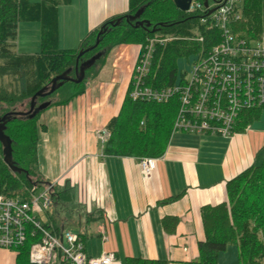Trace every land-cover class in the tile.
<instances>
[{"label": "trees", "instance_id": "trees-1", "mask_svg": "<svg viewBox=\"0 0 264 264\" xmlns=\"http://www.w3.org/2000/svg\"><path fill=\"white\" fill-rule=\"evenodd\" d=\"M202 4L206 0H196ZM211 4L213 0H208ZM71 0H0V80L11 78L13 90L8 93L0 82V101L5 102V113L17 111V104L30 108L32 96L45 86L50 87L55 76L70 70L76 78V66L95 57L85 67L80 82L65 81L55 92L39 96L36 108L43 102L67 105L82 95L88 83L97 77L107 65L111 53L122 44L133 42L144 48L154 39V51L146 84L153 88H165L177 84L178 65L181 57L204 56L220 39V30L211 20L209 10L197 12L180 10L174 0H129L125 13L112 16L90 31L77 48L63 49L59 45L58 10ZM205 6V5H204ZM144 8L136 20L127 17ZM240 18L231 27L249 40L264 38V0H241L237 5ZM206 17V22L201 18ZM121 18L119 23L117 19ZM143 22L136 25V21ZM41 23V49L35 53H22L17 48L20 22ZM100 31H103L100 35ZM99 38V43L95 42ZM202 38V39H199ZM91 48V49H89ZM85 51L80 55L81 51ZM183 80V79H182ZM130 81L119 113L108 123L110 138L104 143L103 152L108 155L142 157L162 156L170 142L173 124L178 112L177 99L158 102L133 99ZM58 96L57 100H53ZM29 99V100H28ZM27 100V102H25ZM25 107V108H26ZM12 115L6 123L5 133L12 139V163L19 170H12L3 160L0 141V193L6 196L29 199L42 184L53 185L52 205L69 195L68 190L56 192V184L44 179L38 169L37 144L41 113ZM264 106L248 110L240 115L237 131H244L260 117ZM25 111V109H22ZM227 198L217 205L202 207L205 238L199 241V257L183 264H220L218 256L231 243L237 245L240 264H264V158L251 165L226 183ZM66 202V201H65ZM178 222L174 216L165 217L163 224L173 228ZM53 233L60 234L59 227L44 221ZM37 236V235H36ZM35 236V237H36ZM84 241V234H78ZM35 237L29 235L25 244L17 246L14 264H32L29 251ZM126 264H170L166 259L127 257ZM59 264H68L62 260Z\"/></svg>", "mask_w": 264, "mask_h": 264}, {"label": "crops", "instance_id": "crops-1", "mask_svg": "<svg viewBox=\"0 0 264 264\" xmlns=\"http://www.w3.org/2000/svg\"><path fill=\"white\" fill-rule=\"evenodd\" d=\"M128 9L129 0H71L61 5L60 47L77 48L103 21ZM24 23L41 36L40 22ZM118 47L119 61L108 62L82 95L47 108L39 117V126L45 127L37 144L39 172L56 184L57 193L69 194H62V202H55L41 219L61 232L84 234V249L91 257L114 253L112 264H126L127 257L166 259L170 264L196 260L199 241L205 238L202 207L226 200L227 181L257 164L259 145L252 139L251 124L229 137L202 133L175 138L193 134L174 132L165 153L154 158L150 174L143 172L138 157L104 154L100 132L121 109L141 49ZM216 136L229 140L222 157L216 154L219 141H210L220 140ZM169 216L178 218L173 228L163 224Z\"/></svg>", "mask_w": 264, "mask_h": 264}, {"label": "built area", "instance_id": "built-area-1", "mask_svg": "<svg viewBox=\"0 0 264 264\" xmlns=\"http://www.w3.org/2000/svg\"><path fill=\"white\" fill-rule=\"evenodd\" d=\"M240 1L213 0L206 7L192 0L188 12L214 9L210 18L220 30V39L204 56L195 60L192 70L179 84L165 88L147 85L145 80L151 66L154 39L140 49L132 72L130 95L133 99L158 102L176 98L179 106L173 133L229 137L237 132L241 113L264 106L263 39H246L231 27L233 21L240 18L236 9ZM201 20L206 22L207 18ZM110 136L108 129L100 132L103 143ZM139 162L145 174L155 168L152 157H142ZM52 188V184L46 185L27 200L0 193V247L15 249L25 244L29 235H37L29 251L32 264H59L62 260L68 264H112L114 253L91 257L77 233L64 229L56 234L45 226L40 215L52 206Z\"/></svg>", "mask_w": 264, "mask_h": 264}, {"label": "rangeland", "instance_id": "rangeland-1", "mask_svg": "<svg viewBox=\"0 0 264 264\" xmlns=\"http://www.w3.org/2000/svg\"><path fill=\"white\" fill-rule=\"evenodd\" d=\"M21 24L22 25H21L20 31L18 33V38L16 41L17 42L16 49L19 52H22V51L33 52L36 50H40L41 49V42H40L41 36H40V32L38 31V29L36 30L34 27H31V25H29L30 23L22 22ZM23 24H28V25H23ZM263 42H264V38H263ZM128 44L137 45V44H134L133 42L128 43ZM118 48H115L113 50L108 62L112 63L113 61L115 62L117 59L119 61L120 56L122 54L121 53L122 50H119ZM197 58H198V55H191L189 57H181L178 59L177 61V65H178L177 83H181L183 77L188 75L186 73H190V71L192 70L193 64ZM119 80H121V77H119ZM0 82H2L4 86H6L8 93L12 92L13 85H12L11 78H4L0 80ZM58 98H59L58 96H54L53 100H57ZM25 102H27V100ZM6 105L7 104L5 102L0 101V113L5 112ZM25 107L26 105H21L18 103L17 111L24 112L22 111V109H25V111H27L28 109L27 107L26 108ZM252 131H253V133L251 134L252 139L254 140V142L258 143L259 145L258 149L260 151V154L258 156L259 161L257 162V165H259L264 158V146L262 147V144L264 145V109L261 111L260 117L251 124V132ZM192 134L193 135H188V134L184 135V134L179 133L176 135L175 138L180 137V136L200 137L199 135H196L198 133H192ZM216 137H219V136H216ZM219 138L220 140H210V141H214V142L219 141L217 142L218 145H215V147L221 150H219L216 154L219 155L218 157H222L225 155V151H226V148L228 147L229 140H226L223 137H219ZM215 147L213 149H215ZM261 147L262 149H260ZM206 148H212V145H208L206 146ZM43 188L44 186L41 184L39 188L37 189V192L41 191ZM44 214L45 213L42 214V217ZM73 229L75 231L82 230L81 228H73ZM16 254H17V251L14 248L10 249L6 247H0V264H14ZM218 263L220 264H240L239 250H238L237 245L234 243H231L227 246L225 251L220 252L218 256Z\"/></svg>", "mask_w": 264, "mask_h": 264}, {"label": "water", "instance_id": "water-1", "mask_svg": "<svg viewBox=\"0 0 264 264\" xmlns=\"http://www.w3.org/2000/svg\"><path fill=\"white\" fill-rule=\"evenodd\" d=\"M176 6L182 10V11H187L190 7V3L192 2V0H174ZM204 5L207 7L209 5L208 0H206L204 2ZM144 8H141L140 10L137 11V13L135 15H131L128 16L127 18L129 20H136L141 13L143 12ZM214 11V9H210L209 10V14H211ZM119 21H121V18L117 19L116 23H119ZM143 22L140 20L136 21V25H142ZM103 31H100L99 35L102 33ZM99 43V38H97L95 45H97ZM91 49V48H89ZM85 51H81L80 55H82ZM95 60V57H92L90 60H87L86 62H84L83 66L80 68V72L78 69V65L76 66V78H72L69 76V72L65 71L63 74L57 75L53 78L52 80V84L50 87L45 86L42 89H40L39 91H37L31 98L30 101V108L27 111L24 112H20V111H10L5 113L2 117H0V141L2 142L3 145V160L10 166V168L12 170H19L20 168L18 166H16L14 163H12V139L5 133V127H6V123L7 121L10 119V117L12 115H29L31 114L32 116L35 115L38 111L43 110L45 108H47L50 105V101H46L41 103L37 108H36V102H37V98L39 96H47L49 94H52L53 92H55L61 85H63V83L65 81H75V82H80L83 80L84 78V74H85V67L90 65L93 61ZM62 239V237H61Z\"/></svg>", "mask_w": 264, "mask_h": 264}, {"label": "flooded vegetation", "instance_id": "flooded-vegetation-1", "mask_svg": "<svg viewBox=\"0 0 264 264\" xmlns=\"http://www.w3.org/2000/svg\"><path fill=\"white\" fill-rule=\"evenodd\" d=\"M4 115V113H0V117H2Z\"/></svg>", "mask_w": 264, "mask_h": 264}, {"label": "bare ground", "instance_id": "bare-ground-1", "mask_svg": "<svg viewBox=\"0 0 264 264\" xmlns=\"http://www.w3.org/2000/svg\"><path fill=\"white\" fill-rule=\"evenodd\" d=\"M209 2V1H208ZM237 9V8H236ZM179 84V83H178ZM171 99H174V98H171ZM176 99V98H175Z\"/></svg>", "mask_w": 264, "mask_h": 264}]
</instances>
